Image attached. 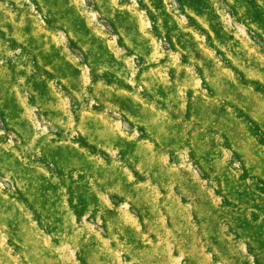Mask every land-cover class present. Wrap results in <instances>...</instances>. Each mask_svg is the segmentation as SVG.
Instances as JSON below:
<instances>
[{
    "label": "rangeland",
    "instance_id": "rangeland-1",
    "mask_svg": "<svg viewBox=\"0 0 264 264\" xmlns=\"http://www.w3.org/2000/svg\"><path fill=\"white\" fill-rule=\"evenodd\" d=\"M0 264H264V0H0Z\"/></svg>",
    "mask_w": 264,
    "mask_h": 264
}]
</instances>
